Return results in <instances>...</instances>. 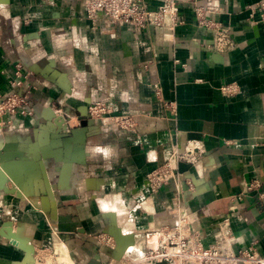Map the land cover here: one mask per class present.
<instances>
[{
    "label": "crops",
    "instance_id": "crops-1",
    "mask_svg": "<svg viewBox=\"0 0 264 264\" xmlns=\"http://www.w3.org/2000/svg\"><path fill=\"white\" fill-rule=\"evenodd\" d=\"M253 1L177 0L182 21L169 28L91 22L80 0H0V95L12 88L17 64L30 109L0 124V264H20L23 255L2 234L6 221L33 246L63 238L80 262L105 259L94 237L103 227L170 222V182L143 200L145 209L125 207L170 147L193 140L195 165L178 162L193 181L183 193L190 228L202 244L251 243L264 255V24L247 18ZM202 2L229 29L222 50L194 24L192 5ZM229 81L237 91L223 94L218 86ZM92 98L130 114L135 126L87 115ZM58 111L66 129L57 128ZM252 177L263 194L232 197Z\"/></svg>",
    "mask_w": 264,
    "mask_h": 264
},
{
    "label": "built area",
    "instance_id": "built-area-1",
    "mask_svg": "<svg viewBox=\"0 0 264 264\" xmlns=\"http://www.w3.org/2000/svg\"><path fill=\"white\" fill-rule=\"evenodd\" d=\"M176 2L177 0H160L154 8H147L142 0H80V5L83 15L91 22L103 17L108 19L109 24L126 22L133 27L150 24L171 28L182 21ZM247 9V18L250 21H260L264 24V0L249 3ZM213 11V5L208 2L192 5L194 24L207 32L212 49L222 50L231 43L229 29L213 17ZM181 64L184 65L183 62ZM17 68L16 64L14 75L9 79L12 88L0 95V124L8 123L11 117L18 113L30 111L26 104L27 89H18L23 74H20ZM218 88L228 95L237 91V86L232 81L221 83ZM113 109L106 99L92 98L86 105V114L115 127L135 126L136 122L130 114L114 112ZM61 113L58 111L56 114V125L58 129H66L64 118L67 115L64 113L62 116ZM199 154V143L194 140L180 147H170L161 162L145 172L141 190L136 193L133 202L125 207L127 211L137 207L145 209L143 200L160 185L170 182L172 193L167 204L170 222L139 230L133 220L126 219L112 227L110 225L101 228L94 237L98 250L105 256L102 261L75 260L64 239L60 237L51 242L32 245L28 253L23 251L20 264H264V255L258 254L251 243L236 250L222 246L219 241L202 244L199 235L190 228L191 217L184 207L183 193L193 185V181L188 175L180 176L178 162L195 165ZM259 187V180L252 177L244 181L232 197L238 199L250 190L256 191L260 196L263 191ZM229 216L227 211L219 220V234L222 240L227 239Z\"/></svg>",
    "mask_w": 264,
    "mask_h": 264
},
{
    "label": "water",
    "instance_id": "water-1",
    "mask_svg": "<svg viewBox=\"0 0 264 264\" xmlns=\"http://www.w3.org/2000/svg\"><path fill=\"white\" fill-rule=\"evenodd\" d=\"M3 155L2 152L0 153V156ZM6 226L4 227V230L2 231V234L5 235L11 242L20 243L22 245L23 251L25 253H28L32 249V244L30 242H20V240H17L16 233L10 228V222L6 221ZM10 228V229H8ZM156 264H162V262H158Z\"/></svg>",
    "mask_w": 264,
    "mask_h": 264
}]
</instances>
